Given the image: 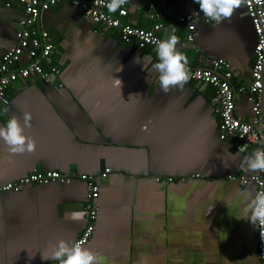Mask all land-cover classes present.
Segmentation results:
<instances>
[{"label":"crops","instance_id":"crops-1","mask_svg":"<svg viewBox=\"0 0 264 264\" xmlns=\"http://www.w3.org/2000/svg\"><path fill=\"white\" fill-rule=\"evenodd\" d=\"M150 2L171 12L161 36L179 38L187 64L207 66L223 58L235 87L250 81L258 37L244 0L219 24L206 22L195 0H127V20L149 27L144 7ZM185 13L199 16L193 41L183 44L188 28L178 15ZM23 14L16 0H0V55L17 42ZM41 23L57 43L61 75L9 89L0 127L12 117L23 125L30 112L24 134L37 147L12 154L0 139V183L39 170L96 176L98 214L83 246L102 264H260L257 227L245 219L256 187L228 177L254 173L240 165L257 147L241 152L220 138L214 87L188 81L183 89L162 92L152 67L157 48L123 42L117 29L91 23L69 1L43 12ZM235 114L254 119L243 93ZM86 191L77 175L69 183L0 192V264H57L42 254L51 255V245L61 239L75 242L87 227L86 216L67 218L85 212Z\"/></svg>","mask_w":264,"mask_h":264},{"label":"built area","instance_id":"built-area-1","mask_svg":"<svg viewBox=\"0 0 264 264\" xmlns=\"http://www.w3.org/2000/svg\"><path fill=\"white\" fill-rule=\"evenodd\" d=\"M23 8V17L19 21L17 42L0 55V116L7 99L8 91L20 82L31 78H40L46 83L54 81L61 75V68L56 57L57 43L53 34L41 23L43 12L64 0H16ZM78 7L84 16L93 24L105 29H117L120 39L125 43H136L140 47L157 48L163 41L161 32L165 20L171 15L169 9L161 3L150 2L144 8L151 20V25L142 27L134 25L127 17L131 11L129 4H124L115 12H109L110 0H66ZM258 40L254 48V61L251 78L247 84L235 87L231 64L223 58H214L207 66H192L189 69V81L206 83L214 87L211 98L215 111L220 117L219 134L223 140H232L237 150L244 152L255 145L264 150V0H244ZM6 6L11 2L6 1ZM197 13L178 15V20L187 24L188 33L183 44L193 41L196 30ZM205 17V16H204ZM203 17V18H204ZM206 22L211 19L205 17ZM245 94L251 103L254 119L248 122L235 114L238 94ZM110 171V169H106ZM79 177L86 183L84 209L88 219L87 227L75 242L86 244L94 231V220L98 214L96 199L99 196V186L96 176L77 174L59 170L33 171L19 179L0 183V192H18L26 185L47 184L49 182L69 183L72 178ZM229 179L241 184H254L256 193L264 191V172H254L250 175L238 173L229 174ZM161 178H157L160 180ZM169 181L173 177L167 178ZM257 248L260 264H264V239L257 227ZM57 264L59 261L57 260Z\"/></svg>","mask_w":264,"mask_h":264},{"label":"clouds","instance_id":"clouds-1","mask_svg":"<svg viewBox=\"0 0 264 264\" xmlns=\"http://www.w3.org/2000/svg\"><path fill=\"white\" fill-rule=\"evenodd\" d=\"M243 0H195L199 5L200 12L217 24L224 19H230L234 10L238 9ZM127 0H110L107 7L109 12H115ZM179 38L170 35L169 38L160 41L157 45L158 62L152 65L153 69L159 73V83L161 91L168 93L173 88L183 89L189 81V69L187 68V57L177 49ZM119 86L121 81L116 79ZM32 115L30 112L23 114V125L17 117H12L6 127H0V139L8 146L12 154H23L36 150V141L24 134V127L31 126ZM247 166L250 172H264V150L257 149L251 155L246 156L240 167ZM248 212L250 216H245L253 225L259 228L261 238L264 239V191L257 192L251 200ZM87 215L84 211H74L68 214L67 218L72 221H83ZM51 255L42 254L44 260H58L59 264H102V258L84 247L82 242L69 243L66 240H59L51 245Z\"/></svg>","mask_w":264,"mask_h":264}]
</instances>
